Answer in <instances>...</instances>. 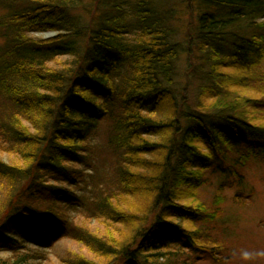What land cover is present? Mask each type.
<instances>
[{
	"label": "trees",
	"instance_id": "1",
	"mask_svg": "<svg viewBox=\"0 0 264 264\" xmlns=\"http://www.w3.org/2000/svg\"><path fill=\"white\" fill-rule=\"evenodd\" d=\"M84 1L0 0V264L220 261L264 165V0H200L194 95L167 0Z\"/></svg>",
	"mask_w": 264,
	"mask_h": 264
},
{
	"label": "rangeland",
	"instance_id": "2",
	"mask_svg": "<svg viewBox=\"0 0 264 264\" xmlns=\"http://www.w3.org/2000/svg\"><path fill=\"white\" fill-rule=\"evenodd\" d=\"M94 0H85L84 4L77 9L80 16H86L85 8L90 7ZM98 15H104L110 9L111 0H99ZM200 0H167L158 9L173 10V19L171 25L174 28V40L180 45V55L177 60L176 81L180 89L189 85V91L194 95L199 87V75L202 73L197 64L204 63V69L210 66V61L201 58L196 50V31L198 26L199 14L201 13ZM36 37H50L51 34H34ZM2 40H0L1 44ZM72 58L65 56L59 60L64 64H69ZM62 66L61 64H59ZM202 67V66H201ZM63 68V67H61ZM188 84V85H187ZM1 153V152H0ZM2 154H0L1 156ZM5 157L6 156H2ZM251 167V166H250ZM247 186L253 189V196L246 205H236L232 197L234 191H228V202L225 204L222 220H226L231 227L229 235L228 251L223 252L220 261H214L210 258L202 259L198 264H264V165L258 164L246 171ZM207 190V189H206ZM205 190V191H206ZM215 193V188H209L206 192L208 199H211ZM94 224V222H93ZM31 248L36 249L37 245L29 244ZM68 246L76 247L75 243L60 242L55 248V255L52 259L55 262H61L58 255H64ZM249 253L246 259L244 253ZM12 252H2L0 255L8 258ZM63 264V263H62Z\"/></svg>",
	"mask_w": 264,
	"mask_h": 264
},
{
	"label": "clouds",
	"instance_id": "3",
	"mask_svg": "<svg viewBox=\"0 0 264 264\" xmlns=\"http://www.w3.org/2000/svg\"><path fill=\"white\" fill-rule=\"evenodd\" d=\"M261 254L264 255V253H261ZM244 257L247 259L249 257V253L245 252Z\"/></svg>",
	"mask_w": 264,
	"mask_h": 264
},
{
	"label": "water",
	"instance_id": "4",
	"mask_svg": "<svg viewBox=\"0 0 264 264\" xmlns=\"http://www.w3.org/2000/svg\"><path fill=\"white\" fill-rule=\"evenodd\" d=\"M50 34H52V33H50Z\"/></svg>",
	"mask_w": 264,
	"mask_h": 264
}]
</instances>
